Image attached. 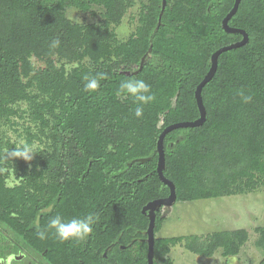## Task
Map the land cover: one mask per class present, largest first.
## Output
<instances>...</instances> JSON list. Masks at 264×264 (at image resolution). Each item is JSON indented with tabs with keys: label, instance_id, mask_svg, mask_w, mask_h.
<instances>
[{
	"label": "trees",
	"instance_id": "obj_1",
	"mask_svg": "<svg viewBox=\"0 0 264 264\" xmlns=\"http://www.w3.org/2000/svg\"><path fill=\"white\" fill-rule=\"evenodd\" d=\"M234 3L167 0L160 22L163 0H145L135 29L119 38L116 28L133 0H0V156L21 142L34 149L31 161H7L19 186L6 187V174L0 175V264L20 255L31 258L29 264H148L150 219L142 210L170 194L157 171L158 139L168 125L200 117L195 91L212 54L243 38L223 28ZM69 8L100 18L74 22ZM229 25L244 29L249 41L219 56L202 90L206 121L164 139V174L176 185V202L264 184V0H241ZM148 51L143 69L133 74ZM101 73L100 87L85 91V77ZM131 78L145 80L156 96L143 106L142 118L134 115L131 98L116 95ZM19 119L28 124L15 140L4 126L15 129ZM137 158L150 159L130 164ZM43 208L50 211L41 213ZM56 214L65 220L94 214L98 220L83 241L61 243L53 230L38 238L37 221L44 230ZM162 215L163 208L154 264H169L171 248L183 241L201 256L222 248L228 257L249 237L243 228L204 239L158 237ZM258 232L264 248V226Z\"/></svg>",
	"mask_w": 264,
	"mask_h": 264
},
{
	"label": "rangeland",
	"instance_id": "obj_2",
	"mask_svg": "<svg viewBox=\"0 0 264 264\" xmlns=\"http://www.w3.org/2000/svg\"><path fill=\"white\" fill-rule=\"evenodd\" d=\"M143 1L145 0H133V5L116 28L119 38H126L135 29ZM68 16L79 23L97 22L100 18V15L83 13L75 8L68 9ZM34 61L37 66L41 65L36 58ZM18 121L19 126L15 129L10 125L4 126L6 133L15 140H20L19 132L28 124V120L25 119ZM40 144V140H36L34 148H38ZM162 216L163 222L157 232L158 237L197 235L204 239L213 232L241 228L248 230L249 233L248 240L242 245L240 252L228 257L223 255L222 248L217 249L210 257L201 256L188 249L183 241L171 248L167 256L170 259L169 264H262L264 248L257 244V240L260 235L258 227L264 226V184L254 190L216 198L178 201L169 211L163 208ZM31 262V258L27 257L24 260L20 255L11 256L7 264Z\"/></svg>",
	"mask_w": 264,
	"mask_h": 264
},
{
	"label": "clouds",
	"instance_id": "obj_3",
	"mask_svg": "<svg viewBox=\"0 0 264 264\" xmlns=\"http://www.w3.org/2000/svg\"><path fill=\"white\" fill-rule=\"evenodd\" d=\"M54 48L59 46V41H55L52 45ZM74 66V65H73ZM103 73L99 74V79L96 77H85L84 90L87 92H94L100 87V79H104ZM118 97H127L133 100L136 105L134 109V115L137 118H142L144 115V105L150 104L155 101L156 96L153 93L151 85L145 82L143 79L131 78L124 80L120 83L116 92ZM244 101L247 103L251 100V97L243 96ZM34 149L33 146L28 145L25 142H21L13 150L9 151L7 155L0 156V175H5L4 184L8 188H14L19 186L21 180L16 174L9 171L7 167V161L12 158H22L25 161H31L33 159ZM49 208L41 209V213H48ZM98 217L94 214H89L84 217H74L69 220H65L59 214L52 216L46 229L40 230L39 223L37 221V236L40 239L47 238V231L53 230L57 240L61 243L69 241H83L90 236L93 232V225L97 222ZM233 260L235 257L232 258Z\"/></svg>",
	"mask_w": 264,
	"mask_h": 264
},
{
	"label": "water",
	"instance_id": "obj_4",
	"mask_svg": "<svg viewBox=\"0 0 264 264\" xmlns=\"http://www.w3.org/2000/svg\"><path fill=\"white\" fill-rule=\"evenodd\" d=\"M240 2L241 0H235L233 8L229 11V13L223 19V28L226 32H229V33H240L243 35V38L237 42L222 46L221 48H219L212 54L211 67L209 71L207 72V74L205 75V77L203 78V80L198 84L196 91H195L197 104L200 110V117L195 120L181 121V122L168 125L159 136L158 145H157L158 153H159L157 171L159 173L161 180L170 188V194L167 197L155 199V200L148 202L143 207V210H142L143 213L148 214L149 219H150L148 229L146 230L147 242H148V264H154L155 262L154 249H155V240H156L155 226H156L157 212L161 208H164L165 211H169L170 208L177 201L176 185L173 181L168 179L164 174V170L166 168V157H165V149H164L165 136L167 135V133H169L170 131L174 129H177L180 127L201 126L206 121L207 112H206V107L204 105V101L202 97V90H203V87L214 77L217 71V68H218L219 56L223 52L233 49V48L241 47L249 41V35L244 29L235 28L229 25V20L237 12ZM166 5H167V0H163L162 10L160 13V18H159L160 22H161L163 12L166 8ZM150 50H151V47L149 51ZM149 51L142 57L139 68L135 70L133 74H138L143 69L145 62L147 61ZM149 159L150 158H137V159H134L130 164H133L134 162H138V161L146 162ZM121 247L124 248V246H121ZM104 255L107 256V250L105 251Z\"/></svg>",
	"mask_w": 264,
	"mask_h": 264
}]
</instances>
